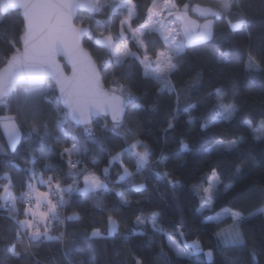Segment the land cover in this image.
I'll list each match as a JSON object with an SVG mask.
<instances>
[{
    "label": "trees",
    "instance_id": "1",
    "mask_svg": "<svg viewBox=\"0 0 264 264\" xmlns=\"http://www.w3.org/2000/svg\"><path fill=\"white\" fill-rule=\"evenodd\" d=\"M173 1L180 7L184 3L215 7L219 2ZM134 2L138 9L132 24L138 27L145 22L152 0ZM85 13L80 11L78 15ZM189 14L204 20L194 11ZM240 14L247 21L243 28L233 32L223 19H217L211 40L193 43L183 50L175 61L180 69L172 76L175 89H161L156 80L144 76L140 62L132 57L119 67L114 61L103 67V61L109 59L107 50L96 46L87 35L84 37L85 47L101 66L104 87L109 88L115 78L137 97L134 104L127 106L121 132H127L129 143L139 140L147 145L151 155L149 165L137 169L134 155L125 153L123 166L133 175L119 180L123 174L121 162L109 164V160L126 147L125 141L104 131L105 124L109 128L112 126L108 116L94 118L92 130L104 143L101 145L86 140L87 154L79 158L83 162L77 170L87 168L95 172L106 180L108 187L98 195L74 192L71 197H65L68 201L66 217L77 212L80 219H66L65 235L61 240H43L34 246L40 264H135L137 259L143 260L144 264H264V213L259 211L264 207V134L253 132L244 123L251 121L257 127L264 121V63L260 67H248L250 51L258 54V58L264 54V0H234L233 22ZM125 15V11L114 13L111 7H105L87 17L84 26L96 29L97 21H100L118 32L120 19ZM2 20L0 68L4 66L8 39L23 30V20L15 11H9ZM129 46L133 52L137 51L135 39L130 41ZM159 50H162L161 43L149 45V54ZM220 52L227 53L225 62L216 59ZM65 68L69 71L67 65ZM217 88L222 89L224 102H235L239 111L233 120L226 123L218 121L203 129L201 125L206 119L214 116L212 110L218 103ZM177 92H180L179 102ZM45 97L54 102L59 97L51 81L45 85L19 86L12 96L10 107L0 105V116H15L19 112L16 123L21 134L14 148L10 147L5 128L0 124V149H3L0 151V186L7 183L4 173L8 172L17 196L23 190L28 170L42 174L46 179L48 176L59 177L65 186L75 179L67 175L69 168L61 159L64 147L73 142L70 137L63 138L62 130L81 135L83 126L70 122L57 128L53 105L42 104ZM189 104L196 107L189 108ZM37 105L44 111H36ZM60 108L61 113L66 111L62 103ZM190 117L195 118L191 123ZM169 120L174 124L172 129H168ZM45 123L49 128L46 139L43 138ZM34 126H39V132L33 131ZM258 134L261 136L257 137ZM241 137L240 146L231 151L208 150L218 140ZM136 151H143V148L138 147ZM73 159L77 157L73 156ZM9 161L18 167H11ZM48 165L54 170H50ZM237 166L241 168L240 172L236 171ZM106 168L107 173L104 171ZM212 168L218 170L222 183L217 188L212 207L197 211L200 199L191 184ZM164 171L170 172L179 181L175 188L155 174ZM229 183L231 187H226ZM141 184L143 188L138 187ZM117 192L122 194L117 195ZM224 207L239 210L245 217L240 224L243 245L225 247L217 241L215 234L229 227L233 223L232 218L226 216L209 221L208 217ZM16 208L20 219L25 201H18ZM9 210L10 206L0 208V230L13 227ZM154 212L159 213L161 232L154 231L150 222L142 226L135 224L136 216L142 213L150 216ZM109 216L119 223L118 230L111 235L107 233ZM181 226L185 239H199L201 252L180 257L168 245L166 234L174 233ZM94 228H99L103 236L93 238L91 232ZM208 249L213 251L212 259L205 255ZM253 250L258 254L255 260L251 257ZM0 264H34V260L17 261L0 251Z\"/></svg>",
    "mask_w": 264,
    "mask_h": 264
},
{
    "label": "snow or ice",
    "instance_id": "2",
    "mask_svg": "<svg viewBox=\"0 0 264 264\" xmlns=\"http://www.w3.org/2000/svg\"><path fill=\"white\" fill-rule=\"evenodd\" d=\"M234 0H219L215 7H202L199 4L192 5L184 3L182 7L174 3L173 0H163L161 5L158 0H152L147 8L145 22L138 27H133V17L137 15L138 5L134 0H0V23L2 17L9 11H15L23 20V30L14 38L8 39V49L5 52L4 67L0 68V105L10 107L12 96L19 86L40 85L45 82V78L52 76L55 78L56 85L59 87L60 96L54 102L45 97L43 105H53L52 111L55 112V126L74 122L75 125L83 126L81 135H73L70 131H63V138H71L73 141L70 146L64 147L60 154L61 159L67 164L69 177H75L73 183L62 184L61 178L48 176L45 180L43 175L37 177L33 170H28L27 179L23 183V190L17 196L15 184L8 172L4 173V179L7 183L0 186V208L10 206L9 219L13 222L10 229L0 230V251L11 258L20 260H34V264H40L38 256L34 252V246L43 240H61L65 233L59 236L49 234L52 221H61L59 209L65 206L68 201L65 198L71 197L74 192H80L85 195H98L105 190L108 185L106 180H102L95 172L87 168L77 170L78 165L83 161L80 157L87 154L85 141L91 140L103 145L104 141L96 136L92 130L93 118L100 116L111 117L112 126L104 125V131L111 132L114 136L120 137L125 141L126 147L120 152L111 156L109 164L121 162L123 174L119 180L131 178L132 172L123 166L122 157L125 153L131 152L136 161L137 169L145 168L149 165L151 150L147 145L139 140L128 142L127 132L122 133L121 128L124 125L125 109L129 104H134L137 97L129 88L113 79L109 88L105 89L102 83L101 66H98L91 58L90 54L84 50L81 45V37L87 35L94 40L96 46L107 50L108 60L103 61L102 66L113 63L119 67L128 57L138 60L143 67L145 77L156 80L161 89H175L176 85L172 81V76L180 71L175 62L183 50L193 44L202 41H208L214 35V21L223 19L227 27L233 32L247 25L243 14L233 22L232 8ZM105 7H111L112 11L123 12L126 15L120 19L119 30L116 33L106 26L105 23L97 21L96 29L88 27H76L73 23V17L78 9H87L90 13L100 12ZM194 11L199 16L204 17V22L200 23L193 19L189 12ZM211 17V19L209 18ZM135 39L137 51L129 49L125 40L128 34ZM155 37V39H153ZM161 43L162 50L154 51L149 54V45ZM66 57L72 67V75L65 76L57 57ZM216 59L220 62L227 60V53L220 52ZM264 63V54L258 58V54L251 51L248 55V67H260ZM215 93L218 97V103L213 107L214 116L206 119L201 127L207 129L210 125L218 121H231L237 115L239 109L235 102L225 103L222 89L217 88ZM180 92H177V102H179ZM63 103L67 111L61 113L60 104ZM189 108L196 105L189 104ZM36 111H44L40 105L36 106ZM187 111V109H185ZM17 115L0 116V124L5 128L9 145L15 147L19 140L20 129L16 123ZM175 119V117H173ZM195 118L190 117L191 123ZM253 132L264 134V121L259 127H254L251 121L244 122ZM174 124L172 120L168 122V129H172ZM44 139L49 136V128L45 123L43 125ZM34 132H39V126L33 127ZM59 139V138H58ZM241 138L229 140H218L211 145L209 151H231L240 146ZM142 147L143 151H136ZM187 148V145H184ZM3 151V149H0ZM76 156L77 159H73ZM163 163V161H160ZM9 165L13 168L18 165ZM50 170L51 165L47 166ZM105 173L108 169L106 168ZM240 172L241 168L236 167ZM156 176L165 180L167 184L175 188L179 181L174 179L170 172H157ZM83 180V187H80V178ZM205 179L207 186L200 188L202 203L197 211L211 208L216 196L218 185L222 183L221 175L216 168H212L210 174ZM36 180L37 183H33ZM39 186H44L47 190H40ZM143 188L144 185L138 186ZM231 187V184L226 185ZM122 193L117 192V195ZM18 201H25L28 205L24 208L25 219H18ZM128 203V201H125ZM97 203V207H99ZM264 212V208L259 209ZM222 216H230L233 223L220 229L216 234L217 241L225 247L238 246L244 244V236L240 230V224L245 219L241 211L234 209H224L215 217H208L209 221L220 220ZM67 220L80 219L77 212L66 217ZM159 213H152L146 216L143 213L136 216L135 224L137 226L145 225L150 222L156 232L162 229L158 226ZM107 233L113 234L119 228L116 218L109 216L107 218ZM178 232L183 236L182 226ZM142 235L143 233H137ZM93 238L103 236L99 228H94L91 232ZM168 244L175 250L180 257H190L193 253L202 251L201 242L193 240L191 243L184 242L181 247L172 236H167ZM212 251L207 252L211 257ZM258 254L255 250L251 252L253 260ZM135 264H144V261L137 259Z\"/></svg>",
    "mask_w": 264,
    "mask_h": 264
},
{
    "label": "rangeland",
    "instance_id": "3",
    "mask_svg": "<svg viewBox=\"0 0 264 264\" xmlns=\"http://www.w3.org/2000/svg\"><path fill=\"white\" fill-rule=\"evenodd\" d=\"M161 5L163 4V1H161V2H159ZM125 11V13H126V10H124ZM190 15V14H189ZM191 16V15H190ZM192 17V16H191ZM193 19H196V18H194V17H192ZM198 20V19H197ZM200 23H203L204 22V20L203 21H201V20H198ZM86 22V20H84V22L83 23H85ZM235 22V21H234ZM133 41L134 40V38L131 36V33H129L128 34V37H127V39L125 40V43H127V45L130 43V41ZM128 47H129V45H128ZM219 122H222V123H226L227 121H219ZM260 125V124H259ZM259 125L257 126V128L259 127ZM6 133V132H5ZM21 134V133H20ZM261 136V134H258L257 135V137H260ZM6 137H7V135H6ZM7 140H8V137H7ZM19 140H20V136H19ZM19 140H18V142H19ZM18 142H17V144H18ZM9 143V142H8ZM16 144V145H17ZM15 145V146H16ZM11 148H14V147H12V146H10ZM208 174H210V172H208V173H206V174H204V175H202L200 178H198L197 180H195L192 184H191V188H192V190L195 192V194L199 197V199H200V205H201V203H202V199H201V193H200V188L201 187H206L207 186V180L205 179V177L208 175ZM42 174H37V177H39V176H41ZM97 175V174H96ZM97 176H99V175H97ZM44 177V176H43ZM100 177V176H99ZM45 179V178H44ZM46 180V179H45ZM103 180V179H102ZM33 183L35 184V183H37V181L36 180H33ZM229 184H231V183H229ZM228 184V185H229ZM219 186V185H218ZM40 187V189H43V187L44 186H39ZM80 187H83V180H82V184H80ZM218 188V187H217ZM45 190H47L46 188H45ZM200 205H199V208H200ZM226 208H228V209H232V208H230V207H224V208H222V209H220L219 211H217L215 214H212L210 217H215L217 214H219V213H221L224 209H226ZM262 208H264V207H262ZM235 210V209H234ZM155 213H157V212H155ZM242 213V212H241ZM264 213V212H263ZM224 217H226V216H222L221 217V219L222 218H224ZM158 223V222H157ZM158 226H159V223H158ZM160 227V226H159ZM167 236H172V238L174 239V240H176L177 241V243H179L180 244V246L181 247H184L185 245H184V242L186 241L187 243H191L193 240H197V239H192V240H187V239H185L184 238V236H181L180 234H179V232H178V230L177 231H175L174 233H167L166 234V238H167ZM199 240V239H198ZM167 242H168V240H167ZM169 245V244H168ZM170 247H171V245H169ZM172 248V247H171ZM202 248V247H201ZM173 249V248H172ZM174 250V249H173ZM211 249H208V250H205V255H206V257L208 258V259H212V256L211 257H209V256H207V252L208 251H210ZM175 251V250H174ZM212 251V250H211ZM176 253V252H175ZM212 253H213V251H212ZM194 254V253H193Z\"/></svg>",
    "mask_w": 264,
    "mask_h": 264
},
{
    "label": "water",
    "instance_id": "4",
    "mask_svg": "<svg viewBox=\"0 0 264 264\" xmlns=\"http://www.w3.org/2000/svg\"><path fill=\"white\" fill-rule=\"evenodd\" d=\"M80 11L87 12V13H89V14H91V15L95 14V13H90L87 9H78L77 12H76V15L73 17V23H74V25H75L76 27H81L80 25H77L76 22H75V20H76V18H77V16H78V13H79ZM84 27H88V26H84ZM85 36H86V35H85ZM85 36H82V37H81V45H82V47L84 48V50L87 51V52L90 54L92 60L96 63V61H95L94 57L92 56L91 52H90L89 49L86 48L85 45H84V37H85ZM57 60H58L59 64L61 65V69H62L64 75L70 77V76L72 75V67H71V64H70V62L68 61V59H67L66 57L60 56V57H57ZM96 64H97V63H96ZM65 65H67V66L69 67V71L66 70ZM97 65H98V64H97ZM98 66H99V65H98ZM3 67H4V66H3ZM3 67H2V68H3ZM100 74H101V73H100ZM101 77H102V75H101ZM49 81H51V82L55 85V87H56V89H57V92H58V95L60 96L59 87L56 85V82H55V78H54V77H52V76H48V77H46V78H45V82H44L43 84H40V85H45V84H47ZM102 83H103V81H102ZM103 86H104V85H103ZM104 88H105V87H104ZM105 89H107V88H105ZM61 103H62V102H61ZM62 105H63V103H62ZM63 106H64V105H63ZM64 108H65V107H64ZM65 109H66V108H65ZM126 110H127V107H126V109H125V115H126ZM66 111H67V109H66ZM108 117H109L110 120H111L110 115H109ZM95 118H97V117H95ZM93 119H94V118H93Z\"/></svg>",
    "mask_w": 264,
    "mask_h": 264
},
{
    "label": "built area",
    "instance_id": "5",
    "mask_svg": "<svg viewBox=\"0 0 264 264\" xmlns=\"http://www.w3.org/2000/svg\"><path fill=\"white\" fill-rule=\"evenodd\" d=\"M89 16H91V14H89L87 12L85 14L78 15L76 20H75L76 24L80 25V26H84L83 22ZM27 206L28 205L25 202V207H27ZM59 213H60V217H61L62 222H58V221H52L51 222L49 234L52 236H59L61 233H64L65 223H66V205L59 209ZM17 218H18V216H17ZM56 231H57V233H55Z\"/></svg>",
    "mask_w": 264,
    "mask_h": 264
},
{
    "label": "crops",
    "instance_id": "6",
    "mask_svg": "<svg viewBox=\"0 0 264 264\" xmlns=\"http://www.w3.org/2000/svg\"><path fill=\"white\" fill-rule=\"evenodd\" d=\"M174 2V1H173ZM175 3V2H174ZM113 33H116V31L114 32L113 31ZM129 45V44H128ZM129 49H131L130 48V46H129ZM132 51V50H131ZM46 179V178H45ZM40 190H42V191H45V187H43V189H40ZM20 219H25V216H24V214L20 217Z\"/></svg>",
    "mask_w": 264,
    "mask_h": 264
}]
</instances>
